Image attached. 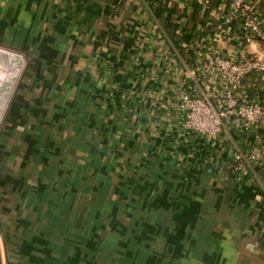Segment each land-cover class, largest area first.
Masks as SVG:
<instances>
[{
	"label": "crops",
	"instance_id": "obj_1",
	"mask_svg": "<svg viewBox=\"0 0 264 264\" xmlns=\"http://www.w3.org/2000/svg\"><path fill=\"white\" fill-rule=\"evenodd\" d=\"M250 1L264 25V0ZM228 10L227 0H0L2 42L41 47L43 38L50 54L66 55L54 68L64 95L18 93L68 102L65 132L4 129L6 167L16 173L6 181L19 198L12 212L36 220L17 230L19 264H137L143 253L148 264L158 253L161 264H264V126L229 115L209 136L186 129L176 107L184 91L221 107L210 58L260 49L244 40L241 20L225 22ZM237 95L264 106V73L247 75ZM43 108L56 117L51 105L20 112ZM52 140L66 155L40 173ZM260 145L263 158L237 171L234 154ZM108 225L118 230L112 238Z\"/></svg>",
	"mask_w": 264,
	"mask_h": 264
},
{
	"label": "rangeland",
	"instance_id": "obj_2",
	"mask_svg": "<svg viewBox=\"0 0 264 264\" xmlns=\"http://www.w3.org/2000/svg\"><path fill=\"white\" fill-rule=\"evenodd\" d=\"M47 43L48 42L44 41V39L42 38L41 47L29 46L24 48V47H18L16 44L8 45L7 43L2 42L0 39L1 52L5 51V53L7 52L14 58L21 57L23 58L24 61L23 68L20 74L18 75V77L16 78L14 85L12 86V92L4 109L2 118L0 120V246L2 253V264H19L18 253L16 252L17 246L16 245L13 246V243L16 241V237L20 235V233H17L18 232L17 230H19L20 227L22 226L24 228H27L26 230L30 229V231H32L33 229H35L34 226H36L35 225L36 220L31 218L32 215L30 216V214H28L26 217V215L24 214L25 215L24 219L26 218V220L18 221L17 213L14 214L12 212L13 210L16 211L18 209L19 205L17 203H19V198L15 189L11 188L12 183L10 181L9 182L6 181V179L7 180L13 179L16 173L14 172V169L12 167L11 168L13 170L11 168L6 167V162H7L6 158L7 155L10 154V152L8 151L7 147L4 144V140L6 139V135H5V139L3 137L4 129L8 126H16L18 124L19 125L23 124L26 126L36 125L42 127L43 131L46 132V134H52L53 138H55L54 135L57 134V132L58 135L59 132H65L64 117L62 115L65 113L64 107L68 106L67 104L68 102L60 101L61 98H58L57 101H53L50 103L49 102L44 103L43 101H40L41 103H33L31 101L26 102L24 98H22V96L25 95V98H28L30 100L33 95H36L37 93H43L47 89L52 90L51 91L52 93L53 91L56 92L58 90L60 95H64L65 91L68 90L66 83L65 85L62 86L56 83L57 81H59L56 80V78L57 79L61 78V80H64V82L66 80L62 79L63 75L59 76L58 74H56L58 73V71L54 69L58 65L56 61L60 62L61 66L64 67V63L62 61L64 60L66 55L64 56L60 54L57 57V55L55 54H50L49 49L45 47ZM64 69L62 70V74L66 72V70ZM18 93L22 94L20 100H18L19 97ZM43 105H51V107L56 108L57 109L55 112L56 117L55 116L50 117L52 113L51 114L48 113L49 110L47 111L44 108H43L44 110L41 111L39 110L37 113H34L33 116H24V113L20 112V109L30 110L37 106L43 107ZM52 143L53 140L50 142L51 149L45 148L46 151L48 150L50 151L52 157H49V154H46V156L43 157L42 159L43 165H40L41 169L39 168L40 173L41 171L44 172V170L46 172V169L49 168V164L47 160L50 161L51 159V162L54 161L56 163V166L59 167L60 162L58 161H62L61 159L64 158L66 155L65 151L63 152L62 157L61 155H58L59 150L53 147L56 145V143L55 142L53 144ZM60 144H61L60 140H58L57 145L60 146ZM44 146H48L46 141ZM54 151H56V155L54 154ZM15 165L16 164L14 163V167ZM35 171L29 169L27 172H25L24 177L27 179L29 178L33 179V177H36L37 173H39L37 168H35ZM68 171L70 172V170ZM57 174L58 176H60L59 172H57ZM59 186H61V184H59ZM30 188H32L31 184L29 187H27L26 190L30 192L31 191ZM22 200L23 199L20 198L21 201L20 203H22ZM106 209L109 208L107 207ZM122 212L123 209H120V212L116 214L117 215L119 214L121 216ZM126 218L128 217L127 216L121 217L119 222L124 224L127 223ZM108 226L106 229V233L107 235H109L110 238H112V236H114V233H118V230L115 231L116 230L115 226H110V225ZM121 232L125 234V230H121ZM126 233L128 234L127 230ZM47 249H51V248L48 246L40 247V251L42 250L43 253H46ZM161 249H159V251H161ZM32 250H34V246L29 245V247H26V253L29 252L28 253L29 255H31L30 251ZM31 257L32 256L27 258H31ZM145 258L146 255L144 253L141 255L138 254L137 264H148V262L147 263L145 262ZM154 259H156L157 261H152L153 264H161L160 260H158L161 259L160 253H158V256L154 255ZM152 262L151 260H149L150 264Z\"/></svg>",
	"mask_w": 264,
	"mask_h": 264
},
{
	"label": "built area",
	"instance_id": "obj_3",
	"mask_svg": "<svg viewBox=\"0 0 264 264\" xmlns=\"http://www.w3.org/2000/svg\"><path fill=\"white\" fill-rule=\"evenodd\" d=\"M227 1L229 10L225 22L241 20L244 40L247 42L257 40L260 49L251 55L243 54L237 60L221 55L210 58V66L218 69L222 76L219 92L221 107L204 96H195L187 91L180 94L176 107L183 117L184 127L209 136L221 130L223 119L229 115L235 116L245 127L264 126V106L255 101L241 104L237 95L247 75L255 72L264 73V25L250 0ZM260 147V150L248 153L238 150L233 156L235 169L247 171L253 161L262 159V146Z\"/></svg>",
	"mask_w": 264,
	"mask_h": 264
},
{
	"label": "bare ground",
	"instance_id": "obj_4",
	"mask_svg": "<svg viewBox=\"0 0 264 264\" xmlns=\"http://www.w3.org/2000/svg\"><path fill=\"white\" fill-rule=\"evenodd\" d=\"M24 65L23 58L0 50V120L12 92V86Z\"/></svg>",
	"mask_w": 264,
	"mask_h": 264
},
{
	"label": "water",
	"instance_id": "obj_5",
	"mask_svg": "<svg viewBox=\"0 0 264 264\" xmlns=\"http://www.w3.org/2000/svg\"><path fill=\"white\" fill-rule=\"evenodd\" d=\"M0 264H2V253H1V246H0Z\"/></svg>",
	"mask_w": 264,
	"mask_h": 264
}]
</instances>
